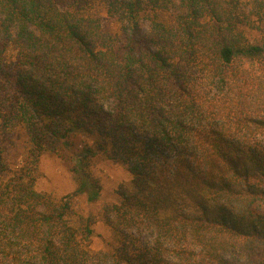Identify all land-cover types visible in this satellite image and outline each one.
Returning a JSON list of instances; mask_svg holds the SVG:
<instances>
[{"label": "trees", "instance_id": "obj_1", "mask_svg": "<svg viewBox=\"0 0 264 264\" xmlns=\"http://www.w3.org/2000/svg\"><path fill=\"white\" fill-rule=\"evenodd\" d=\"M261 133L264 0H0V264H264ZM47 151L72 192L37 189ZM99 157L132 179L95 249Z\"/></svg>", "mask_w": 264, "mask_h": 264}, {"label": "rangeland", "instance_id": "obj_2", "mask_svg": "<svg viewBox=\"0 0 264 264\" xmlns=\"http://www.w3.org/2000/svg\"><path fill=\"white\" fill-rule=\"evenodd\" d=\"M95 11L104 15V9L101 6L97 7ZM207 87L211 93L220 92V88L231 91L233 94L237 92L236 88L232 91L230 90L232 88L227 84L217 83V81H214V83L208 82ZM258 139L264 142V133L259 134ZM24 147L22 137H18L15 145L7 148L9 161L12 163L19 161V156L23 153ZM91 171L101 180V194L95 201H89L86 195L78 196L74 202L75 213H73L72 218L76 220L78 214H93L96 216L97 221L94 225L95 235L92 239V246L95 249H100L113 241V232L100 216V210L105 204L120 200L118 190L123 185L131 182L132 175L122 164L102 157L95 160ZM37 174V189L50 192L56 197L70 193L76 188V181L68 167L60 158L49 151L41 155ZM146 235L149 236L148 233H145Z\"/></svg>", "mask_w": 264, "mask_h": 264}]
</instances>
